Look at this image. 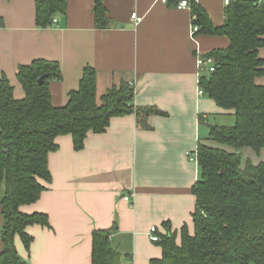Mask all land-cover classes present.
Returning <instances> with one entry per match:
<instances>
[{"label": "crops", "instance_id": "crops-1", "mask_svg": "<svg viewBox=\"0 0 264 264\" xmlns=\"http://www.w3.org/2000/svg\"><path fill=\"white\" fill-rule=\"evenodd\" d=\"M198 5L215 27L224 24L223 0H198ZM104 6L107 29L94 25V0H67L65 16L41 30L35 27V0H0V76L9 80L16 100L24 98L17 69L45 60L58 63L61 72L60 80L49 83L54 107L67 104L83 69L91 67L99 104L108 90L126 82L135 107L165 114L149 116L148 130L134 115L112 118L104 133L87 135L80 151L73 149L71 136L55 139L57 150L47 157L50 182L43 183L35 203L20 208L24 214L46 215L49 224L26 228L32 237L28 250L15 238V250L26 264H91L95 230L109 233L121 264L161 258L150 228L165 234L168 224L177 243L182 226L193 233L198 165L188 154L196 153L199 143L211 145L207 125L216 126L213 120L234 118L232 111L198 95L196 55L226 49L227 38L197 35L191 40V12L158 0H105ZM132 14L141 18L137 25ZM258 57L264 60V48ZM255 84L264 86V75ZM126 195L132 196L130 202L123 200Z\"/></svg>", "mask_w": 264, "mask_h": 264}, {"label": "trees", "instance_id": "trees-1", "mask_svg": "<svg viewBox=\"0 0 264 264\" xmlns=\"http://www.w3.org/2000/svg\"><path fill=\"white\" fill-rule=\"evenodd\" d=\"M104 1L94 0L97 29L110 27ZM66 9L67 0H35V27H53ZM191 14L197 35L229 42L226 49L207 55L215 70L200 76L199 88L218 108L232 111L235 122L210 128L211 145L198 144L193 233L182 226L177 243V234L164 224L165 234H157L161 258L149 264H264V161H243L244 150L264 155V86L255 84L264 75V60L258 57L264 48V2L234 0L224 9L221 27L199 5H192ZM16 79L22 100L14 98L9 80L0 76V264H26L15 250V238L28 250L32 237L26 228L49 227L46 215L24 214L20 208L35 203L45 190L43 183L50 182L47 157L57 150V137L71 136L73 149L80 151L87 135L104 133L112 118L134 115L137 125L148 130L149 116L165 115L154 107H135L134 91L126 82L108 90L99 104L91 67L83 69L78 89L63 107L52 105L49 92V83L61 79L58 63L34 60L17 69ZM91 238V264H121L107 231L95 230Z\"/></svg>", "mask_w": 264, "mask_h": 264}, {"label": "built area", "instance_id": "built-area-1", "mask_svg": "<svg viewBox=\"0 0 264 264\" xmlns=\"http://www.w3.org/2000/svg\"><path fill=\"white\" fill-rule=\"evenodd\" d=\"M161 4L163 5H171L173 8L178 9V10H189L192 12V5H198V0H158ZM234 0H223L224 6L227 7L231 2ZM258 3L264 2V0H256ZM192 15V14H191ZM131 20L134 22L135 25H137L140 21L141 18L137 17L136 14H132ZM196 20L195 16H192V26L190 30V38L191 40L195 41V37L197 36L199 32V26L193 23V21ZM53 23H56V20L53 21ZM196 65L197 69L199 72V75L203 74H210L214 72L215 67H214V59L212 57L208 56H200L196 55ZM131 86V85H130ZM198 95L203 96L202 90L199 88L198 90ZM189 158L193 162H197V153L194 154H188ZM131 195H126L123 197V200L125 202H130L131 201ZM157 229L152 227L149 230V237L151 242L153 243H158L160 241L159 236L157 235Z\"/></svg>", "mask_w": 264, "mask_h": 264}, {"label": "rangeland", "instance_id": "rangeland-1", "mask_svg": "<svg viewBox=\"0 0 264 264\" xmlns=\"http://www.w3.org/2000/svg\"><path fill=\"white\" fill-rule=\"evenodd\" d=\"M212 121V120H211ZM215 123H217V126L220 127H229L228 125H230V127L234 124L235 120L232 117H221V118H217L215 120H213ZM215 125V124H212ZM250 152V153H247ZM243 161H245L246 159H250L253 163H259L261 161H264V155L263 153H259V155L255 154L254 152H252L251 150L249 151H243Z\"/></svg>", "mask_w": 264, "mask_h": 264}, {"label": "water", "instance_id": "water-1", "mask_svg": "<svg viewBox=\"0 0 264 264\" xmlns=\"http://www.w3.org/2000/svg\"><path fill=\"white\" fill-rule=\"evenodd\" d=\"M42 81H43V78H41L38 82L41 84L42 83ZM209 128H212V127H214V125H207Z\"/></svg>", "mask_w": 264, "mask_h": 264}]
</instances>
